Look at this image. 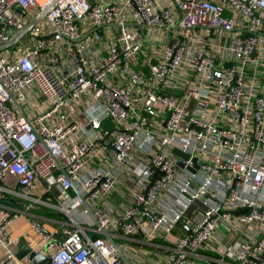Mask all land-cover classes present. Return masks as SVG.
Instances as JSON below:
<instances>
[{
  "label": "built area",
  "instance_id": "built-area-1",
  "mask_svg": "<svg viewBox=\"0 0 264 264\" xmlns=\"http://www.w3.org/2000/svg\"><path fill=\"white\" fill-rule=\"evenodd\" d=\"M53 4L0 52V192L65 217L62 240L31 219L35 251L264 264V0H0V45Z\"/></svg>",
  "mask_w": 264,
  "mask_h": 264
},
{
  "label": "crops",
  "instance_id": "crops-1",
  "mask_svg": "<svg viewBox=\"0 0 264 264\" xmlns=\"http://www.w3.org/2000/svg\"><path fill=\"white\" fill-rule=\"evenodd\" d=\"M4 184L13 189H17L18 186L14 177H8L4 181ZM42 187L43 186H39V189L36 191L37 195L41 194ZM70 193L71 195H76L77 191L72 189ZM51 199L53 198L51 197ZM111 200L116 206L120 204V198L118 195L111 198ZM5 207H8L11 212L14 210L22 211V214H19L17 218L12 219V222L7 229V239L9 240L8 248L16 255V257L29 246L34 250L39 251L38 248L41 244V235L32 227L31 219H35L44 231L54 233L59 240H62L61 231L65 227V217L57 211L45 209L43 207H29V204L24 200H19L0 192V218L2 217V211ZM57 214H60L63 218L59 217ZM126 243L133 247L136 246V248L142 253H151L152 257L163 252V249L157 246L156 243L141 244L142 242H136L139 244H135L132 241H126ZM6 251V248L0 242V259L5 256ZM21 261V264H25L24 260Z\"/></svg>",
  "mask_w": 264,
  "mask_h": 264
},
{
  "label": "water",
  "instance_id": "water-1",
  "mask_svg": "<svg viewBox=\"0 0 264 264\" xmlns=\"http://www.w3.org/2000/svg\"><path fill=\"white\" fill-rule=\"evenodd\" d=\"M55 6V4L51 5L50 7H48L47 9H45L44 11H42L41 13H39L38 15H36L25 27H23L22 29H20L19 31H17L14 35H12L11 39L3 44L0 45V52L5 51L13 46H15L35 25H37L39 22H41L46 14ZM19 112L25 116L22 108L17 105ZM178 156L182 157L183 159H186L188 156L186 154H184L183 152L179 151V150H175L174 151ZM183 159L179 161V165L182 167L183 166ZM20 187V185L18 184L17 189ZM73 189L75 191H77V189L75 187H73ZM78 193V191H77ZM84 207L88 210V212L93 216V213L91 211V208L89 207V205L87 203L84 204ZM195 208V204H193L192 206H190V208L187 210L186 215L189 217L193 211V209ZM119 253L121 258L123 259L125 264H131L130 261L127 259V257L125 256L124 253H122V251L119 249ZM17 258L19 260H24L25 264H48L49 263V257L41 252H36L32 247H27L26 250H24L21 254H19L17 256Z\"/></svg>",
  "mask_w": 264,
  "mask_h": 264
},
{
  "label": "rangeland",
  "instance_id": "rangeland-1",
  "mask_svg": "<svg viewBox=\"0 0 264 264\" xmlns=\"http://www.w3.org/2000/svg\"><path fill=\"white\" fill-rule=\"evenodd\" d=\"M11 52H14L16 50V45L10 48Z\"/></svg>",
  "mask_w": 264,
  "mask_h": 264
},
{
  "label": "trees",
  "instance_id": "trees-1",
  "mask_svg": "<svg viewBox=\"0 0 264 264\" xmlns=\"http://www.w3.org/2000/svg\"><path fill=\"white\" fill-rule=\"evenodd\" d=\"M59 217H62L60 214H57ZM63 218V217H62Z\"/></svg>",
  "mask_w": 264,
  "mask_h": 264
}]
</instances>
